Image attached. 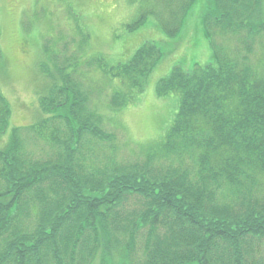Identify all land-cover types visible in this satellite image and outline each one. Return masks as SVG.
<instances>
[{
    "label": "trees",
    "instance_id": "obj_1",
    "mask_svg": "<svg viewBox=\"0 0 264 264\" xmlns=\"http://www.w3.org/2000/svg\"><path fill=\"white\" fill-rule=\"evenodd\" d=\"M193 1L182 0L168 34L179 32ZM212 27L239 39L245 53L219 47ZM205 28L210 63L174 67L157 86L159 97L178 96V108L148 155L151 165L80 164L84 135L107 137L81 91L66 82L46 87L42 111L64 122L67 138L50 135L62 148L55 162L24 159L19 128L0 149L7 182L0 192V264H132L137 243L141 264H264V201L253 192L264 179V60L252 65L250 57L264 34V0H212ZM159 59L158 47L146 43L111 77L142 92L141 80ZM132 99L118 93L112 103L121 109ZM0 108L2 135L11 112L1 93ZM49 119L31 128L43 135ZM169 154L178 167H154L152 159ZM30 207L37 210L32 220Z\"/></svg>",
    "mask_w": 264,
    "mask_h": 264
},
{
    "label": "rangeland",
    "instance_id": "obj_2",
    "mask_svg": "<svg viewBox=\"0 0 264 264\" xmlns=\"http://www.w3.org/2000/svg\"><path fill=\"white\" fill-rule=\"evenodd\" d=\"M181 2L0 0V93L11 112L9 125L0 135V149L10 143L11 133L19 128L24 159L31 163L60 159L62 148L49 139L56 131L65 141L67 130L63 121L43 113L40 97L45 87L53 88V83L62 87L66 82L83 93L89 113L94 111L97 115L92 122L107 137L98 140L84 135L76 154L80 164L88 169L107 170L151 165L148 155L158 149L178 108L177 95H157L159 82L174 67L189 71L212 59L205 28L212 0H194L185 15L181 13L179 32L170 35L165 27L180 20ZM137 21L141 22L134 29ZM212 31L219 47L245 53L239 39L219 35L215 27ZM256 42L250 55L252 65L264 60V34ZM146 43L158 47L160 59L153 72L141 80L143 91L137 92L128 82L113 79L111 74L116 73L113 69L119 64L131 61ZM118 93L133 97L121 109L112 103L113 95ZM44 119L49 122L43 135H39L31 127ZM152 161L155 168L178 167L170 154ZM258 180V190L253 192L264 201V179L259 176ZM5 185L7 182L1 178L0 192ZM30 208L32 220L37 210ZM137 249L132 264L142 262L138 243Z\"/></svg>",
    "mask_w": 264,
    "mask_h": 264
}]
</instances>
